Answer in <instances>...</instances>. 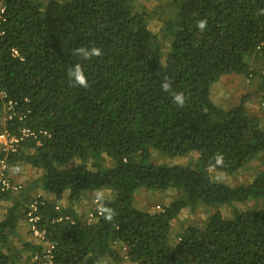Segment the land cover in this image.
<instances>
[{"label":"trees","instance_id":"trees-1","mask_svg":"<svg viewBox=\"0 0 264 264\" xmlns=\"http://www.w3.org/2000/svg\"><path fill=\"white\" fill-rule=\"evenodd\" d=\"M4 1L0 92L24 114L6 128L45 134L38 145L27 138L16 152L0 153L13 166L42 171L26 190L0 191V207L10 202L0 216V264L32 247L16 249L8 236L24 217L30 190L38 188L56 199L68 191L61 211L51 202L40 207L39 226L54 244L56 264H119L114 243L125 247L132 264H264V75L258 73L264 68V0H170L168 8L150 12L137 11V0ZM150 14L161 23L156 33ZM202 19L204 31L197 28ZM93 46L103 55L84 60L73 54ZM77 63L86 89L68 76ZM225 74L260 82L222 107L211 87ZM165 80L171 92L163 90ZM179 92L183 107L172 98ZM153 153L195 158L157 163ZM218 153L224 165L212 167ZM253 168L251 181L238 186L211 173L233 176ZM140 189H173L176 197L150 212L134 206ZM99 190L108 193L101 201L114 210L113 219L103 213L92 223L76 219L72 206ZM184 209L206 216L198 224L179 223L181 232L173 233ZM61 216L74 218L57 220Z\"/></svg>","mask_w":264,"mask_h":264},{"label":"built area","instance_id":"built-area-1","mask_svg":"<svg viewBox=\"0 0 264 264\" xmlns=\"http://www.w3.org/2000/svg\"><path fill=\"white\" fill-rule=\"evenodd\" d=\"M5 10V1L0 0V36L4 34L3 23L5 21ZM17 55V51L13 49L12 56ZM262 74H264V69L262 70ZM0 101L2 103L1 110L4 114L5 120H14L16 118L17 120L22 121L24 115L23 112L16 110V103L11 99H7L6 94L3 91L0 92ZM27 101L28 100L25 99V102ZM262 106L264 107V99L262 100ZM42 133L45 134V132L34 130L29 127H21L17 133H13V131L7 129L6 126H2L0 127V153L16 152L19 144L27 138L35 141V144L38 145L40 144L39 136ZM21 171L22 169L19 165L13 166L8 163L6 156H1L0 191H19L22 188L21 180L15 182L12 181L11 173H20ZM45 205L46 201L41 197L40 194L34 195L25 205L26 210L24 214V220L27 223L28 231L41 244L39 249L32 254L30 264H56L53 256L54 244L48 240V237L45 235V231L39 226V222L42 219L40 207ZM54 209L60 210L61 208L59 205L54 204ZM102 209L103 202L97 198H93L91 209L84 217V221L86 223L94 222L102 214ZM62 217L64 216L58 217L57 220H61ZM64 218L71 221L73 219L70 216H65ZM113 247L121 248L123 259L127 258L125 247L120 246L119 243H114Z\"/></svg>","mask_w":264,"mask_h":264},{"label":"rangeland","instance_id":"rangeland-1","mask_svg":"<svg viewBox=\"0 0 264 264\" xmlns=\"http://www.w3.org/2000/svg\"><path fill=\"white\" fill-rule=\"evenodd\" d=\"M170 2H171L170 0H137V2H134V4L136 6L137 11L146 12L149 10L150 12V11L155 10L158 6L159 8L161 6L168 8ZM147 22H148L149 28L153 32L156 33L157 31H160L161 23L155 17H153L152 14L148 16ZM258 82H260V79L256 76L255 78L249 79L247 81L240 74H237L236 76H234L233 74H225V75L220 76L218 80L216 81V83L212 85L211 87L212 97L216 103L224 107L227 105L228 102L236 101L235 100L236 97H234L235 93H239L241 91L245 92L247 90H257ZM247 103L250 105V108H253L256 106V104H254V102L251 100H248ZM262 125L264 128V121L262 122ZM189 158L194 159L195 154L194 155L192 154ZM189 158L188 157L185 159L168 158L166 156L158 155L156 153L152 154V159L155 160L157 163L162 162V163H168V164H171V163L182 164V163L187 162ZM253 171H254V168L251 169L250 171L242 170L233 176H226L220 172L219 173L211 172V173H212V178L217 181L224 182L225 184H228L230 186H238V185L249 183L251 181V174L253 173ZM104 195L103 197L106 198V196H108V193ZM109 195L111 196L110 192H109ZM174 197H176V192L173 189H167L166 192L164 193L163 192L157 193L153 191H146L144 189H140L135 194L134 206L138 209L149 210L150 212H152V211L157 210L156 206L161 207V204H167ZM6 208H7V205H4L2 203L0 207V211H3V209H6ZM223 213H224V216H228L230 214L228 209H225ZM205 216L206 214L203 211L198 212V210H196L194 213H191L188 209L182 210L179 216L180 218L173 222V233L181 232L180 229L178 228L180 226L179 223H182L184 225L198 224L199 220H202L203 218H205ZM177 238L178 237H175L174 240L171 242L173 245L176 244ZM119 264H132V263H130L128 260H124L123 262Z\"/></svg>","mask_w":264,"mask_h":264},{"label":"crops","instance_id":"crops-1","mask_svg":"<svg viewBox=\"0 0 264 264\" xmlns=\"http://www.w3.org/2000/svg\"><path fill=\"white\" fill-rule=\"evenodd\" d=\"M254 67L257 68L256 66ZM1 107H2V103H0V126L5 123L4 114L1 110ZM254 108H259V107L258 105H256ZM30 151L32 152V149H30ZM20 167L22 169L20 173L18 172L12 173L13 181L15 182V181L21 180L22 188L24 187V190H26L25 188L27 187L29 188L32 184L31 183L32 181L38 179L41 176L42 171L36 168H32L28 164H25V163H22ZM97 193L103 194L104 190H99V191L88 193L86 197H83L79 202L75 203L72 206V209L76 213L77 217H82V216L84 217L87 214V212L91 208L92 197L95 196ZM36 194H40L41 197L46 201V204L51 202V203L59 205L61 209H64L65 207L68 206V199H67L68 191H65L62 194L60 199H56L52 193L45 192L41 190L40 188L30 190L29 195L34 196ZM3 204L7 205L8 207L10 205V202L8 203L5 202ZM4 212H5V209H3V211H0V214L2 215L4 214ZM8 238H9V242L16 249H20L24 243L25 244L27 243L30 246H32L31 248L22 250L20 253L21 258L19 260L12 261L10 264H30L32 254L39 249L41 244L36 238H34L29 233L27 223L23 217L17 221L15 231L12 234H10ZM100 263L101 264H112L109 259H106L105 261L104 260L100 261Z\"/></svg>","mask_w":264,"mask_h":264},{"label":"clouds","instance_id":"clouds-1","mask_svg":"<svg viewBox=\"0 0 264 264\" xmlns=\"http://www.w3.org/2000/svg\"><path fill=\"white\" fill-rule=\"evenodd\" d=\"M259 14L264 15V9L260 10ZM206 27H207V20L206 19H202V20L197 21V28L199 30L204 31V30H206ZM73 54L80 56L84 60H90L93 57H99V56H102L103 55L102 50L100 48H98V47H95V46L90 47V48H87V47H79V48H76V49L73 50ZM258 73H261L262 74V70L259 69ZM68 76L71 78L72 83H73L74 86H79V87L85 88V89L89 87L88 78L86 77L85 72H84V69L81 66V64L77 63L73 68L69 69ZM245 79L246 80L252 79V75H249V76L245 77ZM162 88H163V90L165 92H171V84H170V82L168 80H165V82H163V84H162ZM172 98H173L174 103L177 106H179V107H183L184 106L186 97H185V95H184L183 92L172 93ZM0 103H1V101H0ZM8 121L9 120H5V123L3 125H1L0 127L6 126V123ZM223 165H224V157H223V155L222 154H219V153L216 154V156H215V163H214V165H212V167H216V166H221L222 167ZM97 199L98 200H103L104 199L103 194L102 193H97ZM92 200H93V198H92ZM156 209L157 210H160L161 208H160V206H156ZM61 210L62 209L57 210V211H61ZM102 213L104 214V219L106 221H109V222L115 216L114 210L111 209V208H109V207H104L102 209ZM70 217H72V216H70ZM84 217L83 216L82 217H77L76 219H80V220L84 221ZM178 240H179V237L177 238V242H178ZM117 249L120 251V256L122 257V261L121 262H123L124 260H128L127 258L126 259H123V255L121 253V248H117ZM98 264H101V263L99 262Z\"/></svg>","mask_w":264,"mask_h":264}]
</instances>
